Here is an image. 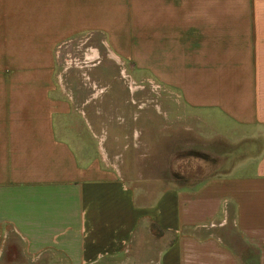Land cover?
<instances>
[{
  "label": "crops",
  "instance_id": "obj_1",
  "mask_svg": "<svg viewBox=\"0 0 264 264\" xmlns=\"http://www.w3.org/2000/svg\"><path fill=\"white\" fill-rule=\"evenodd\" d=\"M71 44L210 112L189 139L216 114L260 135L253 161L178 183L172 119L164 143L157 118H53ZM0 264H264V0H0Z\"/></svg>",
  "mask_w": 264,
  "mask_h": 264
},
{
  "label": "rangeland",
  "instance_id": "obj_2",
  "mask_svg": "<svg viewBox=\"0 0 264 264\" xmlns=\"http://www.w3.org/2000/svg\"><path fill=\"white\" fill-rule=\"evenodd\" d=\"M85 48L68 45L60 50L59 58L63 56L69 60L67 62L77 61L78 65L84 66L81 51ZM107 53L100 49L98 58L88 61V64H94L78 67L69 63L51 76L54 96L65 101L68 108L67 111L55 112L53 118H157L164 143L165 133L171 131L169 122L172 119L175 138L169 141L173 146L168 148V151L172 149V153L171 156L157 154L155 173L161 179L170 175L179 177L178 183L192 184L208 176L236 173L232 170L238 167L236 164L253 161L261 147L260 135L253 137L250 132H245V128L218 118L216 114L215 130L206 119L204 128L201 125L204 137L187 138L182 130L192 131L194 118H207L210 112L183 105L173 89L161 86L147 75H133L122 60L117 61ZM81 69L83 72H80ZM92 130L93 147L97 146L100 150L112 141L105 126ZM166 141L168 143V139ZM142 157L144 160L149 158L148 155ZM168 159L172 160L175 170H164Z\"/></svg>",
  "mask_w": 264,
  "mask_h": 264
},
{
  "label": "built area",
  "instance_id": "obj_3",
  "mask_svg": "<svg viewBox=\"0 0 264 264\" xmlns=\"http://www.w3.org/2000/svg\"><path fill=\"white\" fill-rule=\"evenodd\" d=\"M152 83H153V82H152ZM153 85H157V84L154 83Z\"/></svg>",
  "mask_w": 264,
  "mask_h": 264
}]
</instances>
